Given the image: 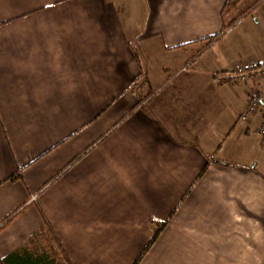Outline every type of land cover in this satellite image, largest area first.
I'll return each mask as SVG.
<instances>
[{
	"label": "crops",
	"instance_id": "crops-1",
	"mask_svg": "<svg viewBox=\"0 0 264 264\" xmlns=\"http://www.w3.org/2000/svg\"><path fill=\"white\" fill-rule=\"evenodd\" d=\"M228 2L0 0V255L264 264V0Z\"/></svg>",
	"mask_w": 264,
	"mask_h": 264
},
{
	"label": "trees",
	"instance_id": "trees-1",
	"mask_svg": "<svg viewBox=\"0 0 264 264\" xmlns=\"http://www.w3.org/2000/svg\"><path fill=\"white\" fill-rule=\"evenodd\" d=\"M229 25L231 23H224L222 31L226 30ZM219 34L206 38L211 41ZM160 230L161 228L156 229L154 239ZM0 264H72V262L53 228L45 223L19 249L5 256L0 255Z\"/></svg>",
	"mask_w": 264,
	"mask_h": 264
},
{
	"label": "built area",
	"instance_id": "built-area-1",
	"mask_svg": "<svg viewBox=\"0 0 264 264\" xmlns=\"http://www.w3.org/2000/svg\"><path fill=\"white\" fill-rule=\"evenodd\" d=\"M258 70L260 69L258 68ZM262 70L264 75V68ZM259 110H262V112L264 113V82L260 83L257 90L252 93L249 103L245 111H243V113L241 114L240 118L243 120L249 119L252 115H254L256 111ZM259 132L262 136V144L264 145V125L261 126Z\"/></svg>",
	"mask_w": 264,
	"mask_h": 264
}]
</instances>
